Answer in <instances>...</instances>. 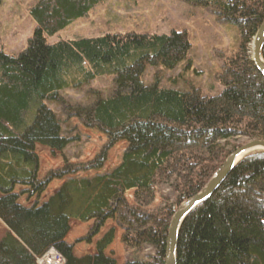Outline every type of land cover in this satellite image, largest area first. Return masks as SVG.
Segmentation results:
<instances>
[{
    "label": "trees",
    "instance_id": "obj_1",
    "mask_svg": "<svg viewBox=\"0 0 264 264\" xmlns=\"http://www.w3.org/2000/svg\"><path fill=\"white\" fill-rule=\"evenodd\" d=\"M103 1L38 0L29 10L35 30L26 50L15 57L0 48V220L7 228L0 240V264H37L52 250L64 264H118L106 254L115 229L97 242L93 255L76 256L66 241L73 220L94 222L86 239L91 242L115 219L127 250H154L148 261L126 264H166L178 207L207 186L237 149V139L264 140V76L251 54L264 23V0H181L212 10L240 32L239 49L219 76L224 91L215 97L197 87L182 92L162 88L158 80L143 82L148 67L174 70L187 60L192 45L186 31L48 42L47 37L88 17ZM102 77L114 79L109 98L97 95L89 106H72L61 96ZM47 102L60 104L68 118L106 135L109 145L88 165L40 180L36 147L62 152L77 140L63 134ZM120 142L127 148L113 171L67 180L42 205L19 202L18 187L40 197L54 180L101 171L109 150ZM158 185H170L176 201L164 200L161 208L152 209ZM177 264H264V152L244 159L213 197L187 217Z\"/></svg>",
    "mask_w": 264,
    "mask_h": 264
},
{
    "label": "rangeland",
    "instance_id": "obj_2",
    "mask_svg": "<svg viewBox=\"0 0 264 264\" xmlns=\"http://www.w3.org/2000/svg\"><path fill=\"white\" fill-rule=\"evenodd\" d=\"M37 2L38 0H0V48L6 54L17 57L26 50L35 30L29 10ZM173 31H186L189 34L192 48L187 60L174 70L148 67L143 82L151 85L158 80L165 89L188 92L192 87H197L207 97L221 95L224 87L219 82V76L227 60L238 51L241 37L236 27L221 22L210 9L197 8L181 0H104L88 17L76 21L63 32L47 39L50 44H55L60 41L99 38L108 34L169 35ZM114 88L113 78L102 77L88 87L66 90L61 96L69 105L89 106L97 95L102 98L112 96ZM47 106L56 114L63 134L77 140L62 152L36 147L40 160V180L67 167L79 168L88 165L109 145L106 135L96 129L86 128L76 118H68L65 108L60 104L47 102ZM247 141L237 139V147ZM126 148L125 142L118 143L109 150L107 162L101 171H82L63 180H54L40 197L25 194L28 189L18 187L16 192L21 195L19 202L27 207L42 205L67 180L113 171L121 164ZM176 195L170 185H158L157 198L152 209L161 208L165 204L164 200L174 203ZM128 200L131 205L134 204L133 192L128 193ZM70 225L71 231L66 241L75 247L74 253L78 257L95 254L97 242L111 229L116 230V238L106 254L113 257L118 264H126L133 259L148 261L154 255V250L149 246L137 253L127 250L122 243L124 230L117 219L109 221L100 235L91 242L86 239L94 222L81 223L73 220ZM6 233L7 228L0 220V240ZM43 261H48L46 264H53V261L65 263L55 250L49 252Z\"/></svg>",
    "mask_w": 264,
    "mask_h": 264
},
{
    "label": "water",
    "instance_id": "obj_3",
    "mask_svg": "<svg viewBox=\"0 0 264 264\" xmlns=\"http://www.w3.org/2000/svg\"><path fill=\"white\" fill-rule=\"evenodd\" d=\"M264 23L258 30L252 44V61L258 71L264 76ZM264 152V140H250L237 147L217 171L207 186L195 197L183 203L176 211L169 230L166 264H177V249L179 235L187 217L198 207L211 199L225 183L232 171L247 157Z\"/></svg>",
    "mask_w": 264,
    "mask_h": 264
},
{
    "label": "built area",
    "instance_id": "obj_4",
    "mask_svg": "<svg viewBox=\"0 0 264 264\" xmlns=\"http://www.w3.org/2000/svg\"><path fill=\"white\" fill-rule=\"evenodd\" d=\"M43 259H44V257L42 259H39L38 262H37V264H42ZM53 264H59V263L53 261Z\"/></svg>",
    "mask_w": 264,
    "mask_h": 264
},
{
    "label": "bare ground",
    "instance_id": "obj_5",
    "mask_svg": "<svg viewBox=\"0 0 264 264\" xmlns=\"http://www.w3.org/2000/svg\"><path fill=\"white\" fill-rule=\"evenodd\" d=\"M46 264V261H43Z\"/></svg>",
    "mask_w": 264,
    "mask_h": 264
}]
</instances>
